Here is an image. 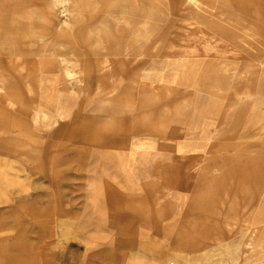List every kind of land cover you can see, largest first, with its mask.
<instances>
[{"label":"rangeland","instance_id":"obj_1","mask_svg":"<svg viewBox=\"0 0 264 264\" xmlns=\"http://www.w3.org/2000/svg\"><path fill=\"white\" fill-rule=\"evenodd\" d=\"M52 1L0 0V264H264V223H243L264 166V46L208 41L177 86L159 85L179 68L166 46L188 0H143L156 32L127 51L93 49V21ZM208 1L264 43V0ZM51 44L74 49L84 73L59 79L68 113L42 126L30 112L55 108L28 85L62 75ZM143 69L154 84L139 95Z\"/></svg>","mask_w":264,"mask_h":264},{"label":"bare ground","instance_id":"obj_2","mask_svg":"<svg viewBox=\"0 0 264 264\" xmlns=\"http://www.w3.org/2000/svg\"><path fill=\"white\" fill-rule=\"evenodd\" d=\"M142 1L143 0H53L49 6L52 9L57 8L67 18L70 15H73L76 21L81 24L86 19L92 20L93 23L91 27L86 30L84 29L83 34H87L90 38H93V49L119 50L117 46H119V44H122L123 51H127L131 48H134L135 46L137 47V45L140 48H143L144 43L150 38L153 33L156 32V27L158 24L156 21L149 20L147 18L144 12ZM186 4H189L191 9H189L190 11L183 12L182 14V18L179 22L178 33L176 34L178 35V40H171L167 43L166 46L169 50L173 51L174 54L171 57L172 63L179 65V68L170 73L159 74V85L165 84L177 86L179 83L181 72L185 69H183V67L184 64H186L185 62L187 58H203L212 53V48L214 47H209L208 41L215 43L214 49H216L218 43L224 44L230 42V40H236V43H238L241 42L242 38L250 41L252 40L254 42H259L262 46H264L263 41L255 33L254 30L243 28L232 18L219 14L217 11H215L214 7L208 0H188ZM101 7L103 9H101ZM214 16L222 23V25L224 26L222 27L223 29L221 27H218L217 25H214V22L212 21V18H214ZM66 22L69 23L70 21L66 19ZM225 27H227L229 30H237L239 32L238 36L236 35V39L234 38V36L232 37L228 30L225 31ZM74 33V37H76L78 33L76 31H74ZM67 47L69 46L63 44H51L49 49H47L50 52L49 55L60 58L59 67L61 68L62 75L59 76L58 79L50 74V72L41 71V76L37 79V81L33 84L30 83L28 85L29 90H35L36 94L46 99L49 104H51L55 108L54 112L47 109H40L35 107L33 111L30 112L33 117V121L42 126H50L52 124H55L56 122L63 119L68 113V108L63 103L62 95L58 91V83L60 81L59 79L66 78L70 75L84 73L81 61L77 58L74 49H72L70 52H64V49ZM235 47L241 49L240 44H236ZM219 49L220 48H218V50ZM214 51L216 52V50ZM200 60L202 63V59ZM100 62L102 68H105L107 65V60H102ZM214 67L219 71V73H223L220 79V83L222 85L227 84L226 82L228 81V76H224V74L228 73V71L226 70L228 66L223 62H213L212 66L208 67L207 70L211 71V69H214ZM142 71L144 72L143 80L140 81L135 77L131 82V89H133V91H136L139 95H141L142 93H147V89H149V86L154 84V81L151 80L152 78H148L147 70L146 72L145 69H143ZM186 81L188 80L186 79ZM186 83H189V81ZM140 84H142L143 88H141ZM34 85H36L35 88ZM242 103H244V101ZM114 124H112V126ZM251 192L252 201H258V204L255 205L256 207L252 211V214H250L248 218L245 217V219H243V223L247 225L264 223V166H260V168H257L255 182L252 184ZM242 199L245 201V198ZM219 204L223 205L224 202L215 201L212 207L218 208ZM164 230L167 234L169 233L168 228L167 230ZM260 238L263 237L260 236ZM219 239L222 240L221 238ZM181 241L183 243V247H181L180 250L182 252L181 254H184L187 249H189L193 245V242L189 238L188 233L181 236Z\"/></svg>","mask_w":264,"mask_h":264}]
</instances>
